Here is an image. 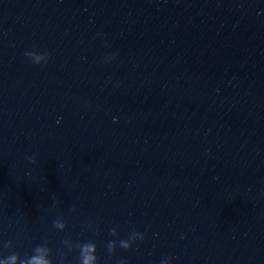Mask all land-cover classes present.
<instances>
[{
  "label": "water",
  "instance_id": "obj_1",
  "mask_svg": "<svg viewBox=\"0 0 264 264\" xmlns=\"http://www.w3.org/2000/svg\"><path fill=\"white\" fill-rule=\"evenodd\" d=\"M65 240L264 264V0H0V259Z\"/></svg>",
  "mask_w": 264,
  "mask_h": 264
},
{
  "label": "clouds",
  "instance_id": "obj_2",
  "mask_svg": "<svg viewBox=\"0 0 264 264\" xmlns=\"http://www.w3.org/2000/svg\"><path fill=\"white\" fill-rule=\"evenodd\" d=\"M24 56L26 60L31 62L34 66H41L47 64L49 60V54L47 52L43 53H35V52H25ZM110 62V60L108 61ZM28 163L35 165L36 159L34 157H26ZM75 211V209H72ZM53 227L58 232H64L67 225L63 221V219H56L53 221ZM91 227V225H89ZM96 234H99V229H95ZM110 235L113 237L112 240L108 241L107 243V252L109 258L115 256L117 247L122 249L123 251H130L138 241L143 242L145 239L144 234L136 232L135 230L131 231L128 235L127 239H120L119 234L116 228L110 229ZM64 245H71L69 247V252L75 248L79 252L78 262L79 264H99V258L97 256V247L95 243L89 241L86 243H76L75 245L72 244L70 240H65ZM10 247L11 244L9 243L6 245ZM51 257V250L45 246H37L33 249V254L31 256L25 257L23 260L20 261V264H52ZM20 259L18 254H13L9 257L4 259H0V264H17V261ZM60 264H64V257L61 254V261ZM118 264H126L124 260L118 261ZM161 264H170V260L162 261Z\"/></svg>",
  "mask_w": 264,
  "mask_h": 264
}]
</instances>
